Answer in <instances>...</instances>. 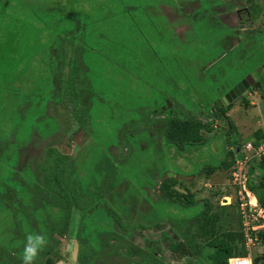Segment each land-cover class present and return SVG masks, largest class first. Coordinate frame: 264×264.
I'll list each match as a JSON object with an SVG mask.
<instances>
[{"label": "rangeland", "instance_id": "obj_1", "mask_svg": "<svg viewBox=\"0 0 264 264\" xmlns=\"http://www.w3.org/2000/svg\"><path fill=\"white\" fill-rule=\"evenodd\" d=\"M140 2L175 7L160 0H0V152L9 166L13 161L11 168L0 164V264H22L29 233L51 238L35 264H213L201 217L191 215L202 199L219 214L217 235L240 229L228 169L218 165L206 174L205 167L237 157L228 147L254 143L257 133L264 142V14L253 13L264 1L232 0L247 6L237 9L238 22L211 15L212 6L201 4L177 32L180 15L169 22L153 9L148 17L139 8L124 9ZM215 5L216 11L222 7L217 0ZM75 18L85 20L82 39ZM141 26L165 33L164 42L143 38ZM235 36L237 47L230 48L228 38ZM85 63L90 70L84 72ZM247 75L258 82V95L224 106V91ZM173 92L181 97L177 104L184 103L177 115H199L186 112L195 106L212 122L210 131L200 129L201 142L181 154L163 136L169 111L156 116ZM219 107L229 109L227 115ZM176 113L173 106L171 116ZM78 122L86 134L72 133ZM62 127L66 141L51 134ZM53 139L65 152V142L73 146L71 164L60 166L51 158L59 153L42 150ZM110 145L117 147L115 157ZM263 156L248 163L255 182L261 171L253 163ZM43 164L54 176L39 171ZM167 177L174 180L172 190L192 194L191 209L168 196L174 207L158 192ZM170 241L182 246L171 250ZM261 245L258 238L248 249L243 245L254 264H261Z\"/></svg>", "mask_w": 264, "mask_h": 264}, {"label": "trees", "instance_id": "obj_2", "mask_svg": "<svg viewBox=\"0 0 264 264\" xmlns=\"http://www.w3.org/2000/svg\"><path fill=\"white\" fill-rule=\"evenodd\" d=\"M176 87L177 86L175 85V88ZM173 93L174 94H172V95H173L174 99H176L178 101L181 98L180 95H177L176 92H173ZM259 95L263 96L262 93H260ZM241 99H242V97H241ZM180 104L183 105L184 103L181 102ZM244 104L247 105L248 102L247 103L244 102ZM191 109H197V108H195V106H192V107H190L189 110H191ZM197 110H199L201 112L200 109H197ZM219 110L221 111V112L219 111L221 113V115H223V113H224L223 108L219 107ZM200 114L201 115L198 118H202V120L198 119L197 117L194 118L195 116L191 117L189 115L186 118H180V117H176V116H169L168 118H166L164 128L162 129L166 145L174 147L175 149H177L176 151H178V153L181 154L182 152L185 151L186 145L191 144L192 142L199 144L201 142V137H202L201 133H200V129L205 128L206 130H209V131H210V129H212V122L209 119L208 114L203 113V111ZM206 118H208L209 120H207ZM203 120H204V122H203ZM11 133L15 134L16 132L13 130ZM17 136L19 137L18 132H17ZM261 138H262V136L259 133H257L255 136L254 145H256L257 142L261 140ZM233 146H234V144L231 147H233ZM2 148L4 149V146ZM46 152H47V155H49L50 152H53V151L48 149V150H46ZM230 152H235V151L232 150L231 148L229 149V147H228V154ZM236 153H237V157H239L241 155V152H239V151H237ZM0 154H1L0 155V164L1 165H3V164L7 165L8 164L7 168H11L13 161L9 166L8 162L1 160L2 151L0 152ZM51 158L55 163H57V161H56V158H57L58 162H59L58 164L60 166L64 161H66V157L62 156L60 153H59V155L52 156ZM228 158L229 159L224 158L225 160H223L222 162L217 164L215 167H212V166L205 167L206 168V174L211 173L214 169H216V167L218 165L221 166L222 168L228 169V171H230L234 157L232 156V157H228ZM253 162H255V161H253ZM68 164H70V163H68ZM253 164L256 165L257 168L261 172H259L258 174L256 173V178H255L256 182L254 181V179L247 176L246 187L254 195L256 194V198H257L259 205L264 209V172H263L264 171V156L262 158H259V160L256 162V164L255 163H253ZM28 169L29 170H27L26 175H30L33 177L34 171L32 170V168H28ZM253 169H254V167H253ZM39 171L42 172L43 175L48 173V176H54V174H53L54 169L47 170L45 164L42 165V167L40 168ZM254 171H255V169H254ZM59 173L61 175V172H59ZM173 182H174V180L173 179L171 180L170 177H167L165 180L158 182V184H157L158 192L167 196L165 198L168 200V202H169L168 196L178 198L176 200L182 199L183 204H184L183 207H189L191 209V207H192V194L189 191L186 192L185 194L175 192L170 187V183H173ZM180 202H181V200H180ZM169 203H172V205L174 207L178 206V205L173 204V202H169ZM199 204H200L199 205L200 209L198 211H195V213L191 214V215H194L196 217V220L198 219L197 217H199V218L201 217V220H202V222H201V230H202L201 233L204 235V237L206 239V246L208 248H210V250L208 252H206V257H207L208 261H211L213 264H226V260L230 256L245 255L244 254L245 250L243 248L244 244L242 245L243 235L241 232V228L240 229L238 228L237 232H234L231 230H220V232L217 235L215 233V230H214L215 229L214 224L217 223V225H220L218 223L219 214H217V212H209L210 211L209 210L210 205L206 199H202V202ZM58 207L61 208L62 206L58 204ZM67 210H69V208ZM238 226H239V222H238ZM220 228L218 226V229H220ZM48 234L50 236L51 232ZM253 234H254V232L251 231L250 235L253 236ZM255 234L257 235V238L261 241V244L263 247V254H264V230H258L257 232H255ZM47 236L48 235H46V238L48 241L49 238ZM49 240H51V238ZM178 246H182V245H180V244L176 245V244L172 243L171 241L168 243V248H170L171 250L176 249V247H178ZM182 249H183L184 253L187 251L186 247H183ZM183 251H182V253H183ZM260 263L264 264V257H263V259H261Z\"/></svg>", "mask_w": 264, "mask_h": 264}, {"label": "crops", "instance_id": "obj_3", "mask_svg": "<svg viewBox=\"0 0 264 264\" xmlns=\"http://www.w3.org/2000/svg\"><path fill=\"white\" fill-rule=\"evenodd\" d=\"M162 3H163V1H167V2H172V3H170V4H173L175 7H173L172 8V6L171 5H168V4H159V3H154V4H157V7H154L153 5H148L147 4V2H143V3H141L140 2V4L139 3H133V4H128V6H127V4L126 5H124V6H126V7H124V9L125 10H130V9H133V8H139V9H141L142 10V12H143V14H145V17H148V15H147V13L150 11V10H155L157 13H162L167 19H168V21L170 22L171 20H173V18L175 19L177 16H179L180 15V18H176V21H181V23L178 25V27H175V29L173 30V31H175V32H177V31H180V30H182V28H184L185 26H184V24L183 23H185V24H187L186 22H182V20H183V18H185L186 16H188V15H193V10L195 9V11H197V9L200 7V5L202 4V5H204V6H207L208 7V4H210V6H212V10H211V15H213V14H215V15H226L227 14V16H229L230 18H232V20L234 19V20H236V18L239 20V19H241V16H240V11L239 10H237L238 8H240V7H246L247 8V6H245L244 5V3H240L239 2V4L241 5V6H239L238 4H236L235 2L233 3L232 2V0H217L218 1V3H219V5H218V7L217 8H219L220 6H222L220 9H217V11H216V5H215V1L216 0H160ZM262 1H264V0H262ZM140 6H142V7H140ZM149 6V7H148ZM215 6V7H214ZM226 6H228V8H226ZM257 8V10H255V11H253V13L254 12H258V10H259V12L260 11H262L263 12V14H264V8L263 7H256ZM159 11V12H158ZM191 13V14H190ZM109 14V12L107 11V13L105 14V15H108ZM252 15V13L251 14H249V15H247V16H251ZM220 17H222V16H220ZM224 19H221V21H223ZM238 20H236L237 22H238ZM74 21H77V23H78V25H79V30L81 31V29L83 30V31H81L80 32V38L82 39V37L84 36V31L86 30V23H85V20H81V19H78V18H75L74 19ZM167 21V20H166ZM235 21V22H236ZM254 21L255 20H249L248 22H249V24L251 23V24H253L254 23ZM190 22V21H189ZM188 22V23H189ZM223 22H225V20L223 21ZM81 23H82V28H80V26H81ZM147 23H148V18H147ZM226 23V22H225ZM148 24H150V23H148ZM227 24V23H226ZM151 25V24H150ZM236 28H235V30L237 29V27H238V25H235V24H233ZM261 25H264V18L261 20ZM260 25V26H261ZM61 26V25H60ZM243 26V25H242ZM145 26H141V29H140V32H141V34H142V37L143 38H145V39H153L152 38V36L153 37H155L156 38V36L158 37V38H161L162 39V41L164 42V35H165V33H159V32H155V31H152L151 33H148V32H146V31H144L143 30V28H144ZM60 30V27H57L55 30L54 29H52V32L55 34V33H58V31ZM54 34H53V36H52V39H53V37H54ZM236 35V34H235ZM237 36V35H236ZM235 36V38H232V37H229L228 38V43H229V46H230V48L231 47H237V44H238V41H239V39H236L237 37ZM51 39V40H52ZM84 39V38H83ZM232 39H236V42L234 43V45L232 46L231 44H230V42H231V40ZM73 44V43H72ZM84 43H78V44H76L75 46H78V47H76V48H80L81 50H84V48H85V44L83 45ZM146 45H147V47L148 48H150V47H153V43H149V42H146ZM154 55H156V54H154ZM86 64V63H85ZM82 68V67H81ZM84 68L85 69H82V71H86V70H90V68L88 67V65L86 64L85 66H84ZM79 88H80V86H79ZM77 89H78V86H77ZM76 90V89H75ZM224 92H226V91H224ZM223 92V93H224ZM76 93H79V89H78V91L76 92ZM254 93V92H253ZM253 93H251V95L253 94ZM254 94H256V95H258V93L257 92H255ZM170 95H172V94H168V96L166 97H164V105L163 106H158L159 107V109L156 111L157 112V114H156V116H158V114L159 115H161L162 116V118L163 117H165V114H166V112L167 111H169V114H168V116H171V111H172V107L174 106V109L175 110H177V113L175 114V115H173V116H176V117H180L181 118V116H179V115H177L178 114V110L180 109L179 107H181L182 108V106L180 105V104H177V100L176 99H174V97L172 98V96H170ZM260 96V95H259ZM260 97H262V96H260ZM221 100H222V98H221ZM239 100H241V97L239 98ZM222 102H223V104H224V106H226L227 105V107L229 106V105H232V103H234V102H231L230 104H229V102L228 101H225V100H222ZM174 104V105H173ZM248 104L249 105H251V102H248ZM173 105V106H172ZM177 105H179V107L177 106ZM196 111H198V113H199V116L201 115L200 113V111L199 110H197V109H195ZM179 111H182L181 109L179 110ZM189 111H191V110H189ZM189 111H186V112H189ZM229 111V109H226L225 111H224V113H223V115H227V112ZM164 112V113H163ZM189 114H187V116H188ZM190 115H193V113L192 114H190ZM193 116H197L198 117V115H193ZM70 118H71V115L69 116V118H65L66 120H65V122H66V124H69L70 123ZM207 120H209L208 118H206ZM75 121H76V119H75ZM161 123V122H160ZM159 124V123H158ZM165 124V122L163 123V125ZM211 125V124H210ZM60 125L58 124V127H59ZM75 127H76V129H75V131H73L72 133L73 134H78L79 132H81V133H83V134H86V132L84 131V128H83V126H82V124L80 123V122H78L77 124H75ZM164 127V126H163ZM70 127H66V129H69ZM34 131V130H33ZM32 131V132H33ZM49 131H46V133H48ZM34 133V132H33ZM149 133H151L150 132V130H149ZM11 134V133H10ZM38 134V136H39V133H37ZM52 135L54 134H56L57 135V138L58 137H61L62 138V140L63 141H66V137H67V135H65L66 133H65V128L64 127H62V128H60L59 130H56V131H54V132H52L51 133ZM32 135V134H31ZM40 137V136H39ZM31 138V137H30ZM41 138V137H40ZM42 139V138H41ZM47 139V138H46ZM47 140H49V139H47ZM29 141H30V139H29ZM85 142H86V140H85ZM60 143H62V141H55L54 139H53V141H51V142H46V144H44V148L42 149V150H44V151H46V150H51V151H53V152H58V153H60L62 156H64V157H66V162H68V163H72L73 161H72V159H71V157H72V151L73 150H75L74 148H73V146L72 145H70L69 143H67V142H65V146H70V148L68 149V151L67 152H65V151H63L62 150V146L60 147ZM67 144H69V145H67ZM84 145V144H83ZM83 145L81 146V147H83ZM110 150H111V152H110ZM117 150V147L116 146H114V145H110L109 147H108V151L110 152L109 154H110V156L111 157H113L114 156V154L112 153V152H115ZM115 157V156H114ZM102 163V162H101ZM100 163V164H101ZM44 165V164H43ZM98 166H99V163H98ZM97 166V167H98ZM101 168V167H100ZM99 168V169H100ZM75 207H77V206H73V208L75 209ZM81 207V206H80ZM146 207H148V206H146ZM70 208H71V206H70ZM62 214H64V213H62ZM63 224H67V221H66V219H65V221L63 222ZM64 225V226H65ZM191 241H193V240H191ZM194 242V241H193ZM261 247H262V245H261ZM263 248V247H262ZM258 251V253L259 254H262V257H261V259H263V257H264V254H263V251H261V250H257ZM247 253V252H246ZM245 253V254H246ZM249 256L251 257V255H250V251H249ZM252 259V258H251ZM261 259H260V261H261ZM253 262V261H252ZM254 264V263H253Z\"/></svg>", "mask_w": 264, "mask_h": 264}, {"label": "built area", "instance_id": "obj_4", "mask_svg": "<svg viewBox=\"0 0 264 264\" xmlns=\"http://www.w3.org/2000/svg\"><path fill=\"white\" fill-rule=\"evenodd\" d=\"M236 148L237 150H235ZM231 149L241 152L239 157H234L229 176L230 183L236 188L239 225L244 239V247L247 248L249 244L257 240L255 232L264 230V209L259 205L256 196L246 187L247 168L250 166L248 163L253 158L257 157L258 159L261 154H264V142L254 145L247 141L244 145H234ZM251 231L254 232L253 236L250 235ZM226 264H253V262L247 251L245 255L228 257Z\"/></svg>", "mask_w": 264, "mask_h": 264}, {"label": "clouds", "instance_id": "obj_5", "mask_svg": "<svg viewBox=\"0 0 264 264\" xmlns=\"http://www.w3.org/2000/svg\"><path fill=\"white\" fill-rule=\"evenodd\" d=\"M47 243L48 241L45 236L32 233L27 234L21 257L22 264H35L40 252L47 246Z\"/></svg>", "mask_w": 264, "mask_h": 264}, {"label": "water", "instance_id": "obj_6", "mask_svg": "<svg viewBox=\"0 0 264 264\" xmlns=\"http://www.w3.org/2000/svg\"><path fill=\"white\" fill-rule=\"evenodd\" d=\"M248 79V82L245 81V79ZM251 78L249 75L245 76L244 78L240 79L238 82H236L234 85L231 86V88L225 92L222 96V100L228 101L229 104L231 102H235L238 100L241 96H243L246 93V88L251 85ZM258 82L253 83V87H257ZM262 105V103L260 104ZM237 150V148L235 149ZM254 169L252 166H249L247 168V175L254 178L253 175Z\"/></svg>", "mask_w": 264, "mask_h": 264}, {"label": "flooded vegetation", "instance_id": "obj_7", "mask_svg": "<svg viewBox=\"0 0 264 264\" xmlns=\"http://www.w3.org/2000/svg\"><path fill=\"white\" fill-rule=\"evenodd\" d=\"M247 15H249V14H247ZM247 19V18H246ZM251 78V77H250ZM251 85H249L247 88H246V93L243 95V96H241V97H244L245 95H249V94H251V93H253L254 92V90H253V83L255 82V80L254 79H252L251 78ZM245 81L246 82H248V79L246 78L245 79ZM249 83V82H248Z\"/></svg>", "mask_w": 264, "mask_h": 264}]
</instances>
